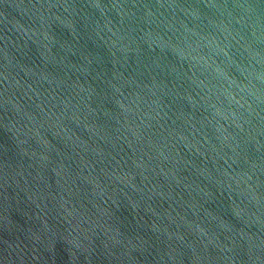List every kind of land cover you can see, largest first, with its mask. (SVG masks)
I'll list each match as a JSON object with an SVG mask.
<instances>
[{
	"label": "water",
	"instance_id": "1",
	"mask_svg": "<svg viewBox=\"0 0 264 264\" xmlns=\"http://www.w3.org/2000/svg\"><path fill=\"white\" fill-rule=\"evenodd\" d=\"M0 264H264V0H0Z\"/></svg>",
	"mask_w": 264,
	"mask_h": 264
}]
</instances>
